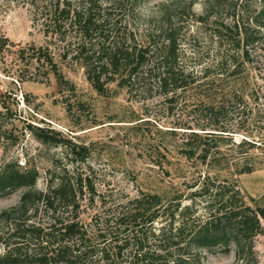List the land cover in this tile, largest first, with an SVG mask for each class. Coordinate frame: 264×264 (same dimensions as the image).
Masks as SVG:
<instances>
[{
	"label": "rangeland",
	"instance_id": "374dc122",
	"mask_svg": "<svg viewBox=\"0 0 264 264\" xmlns=\"http://www.w3.org/2000/svg\"><path fill=\"white\" fill-rule=\"evenodd\" d=\"M56 1L0 0V165L13 160L37 169L36 188L43 191L63 175L90 178L95 194L84 187L77 210L90 233L106 230L105 219L141 192L160 194L164 201L177 195L183 205L191 203L189 185L208 170L235 182L247 204L264 206V0H145L134 9L129 2L122 7L116 0H100L115 3L121 35L131 44L144 43L150 32H158V19L173 12L180 27L178 59L197 81L167 95L154 62L133 86L113 81L105 93L98 92L75 56L79 38L74 29L64 37L52 30ZM69 2L72 8L81 5V0ZM155 39L163 42L162 36ZM40 49L50 55L62 80L50 62L39 58ZM235 68L239 72L233 75ZM221 103V113L210 109ZM29 125L52 128L55 132L48 134L57 138L44 141ZM191 131L211 147L218 145L211 157L219 159V166L210 169L199 158L186 157ZM58 139L85 145L87 156ZM203 148L200 144L198 153ZM247 167L252 171H240ZM24 190L0 195V213L17 206ZM197 203L203 215L205 204ZM36 207L32 221L53 222L43 203ZM0 229H7L2 219ZM255 245L264 264V233ZM201 252L204 264L238 263L235 245L229 252L219 247Z\"/></svg>",
	"mask_w": 264,
	"mask_h": 264
},
{
	"label": "trees",
	"instance_id": "16d2710c",
	"mask_svg": "<svg viewBox=\"0 0 264 264\" xmlns=\"http://www.w3.org/2000/svg\"><path fill=\"white\" fill-rule=\"evenodd\" d=\"M116 1L122 7L129 2L134 9L145 0ZM114 5L81 0L79 7L72 8L69 0H57L49 19L54 33H62L63 37L74 29L79 38L75 56L82 60L88 79L98 92L105 93L106 84L113 81L120 86H133L145 69L151 68V62L161 68L159 86L166 95L197 81L178 59L180 27H176L172 11L158 19V32H150L142 44L136 40L131 44L121 35V19L115 18ZM198 18L203 20L204 15ZM156 36H162L163 42H157ZM41 57L50 62L62 80L57 65L43 49ZM232 72L238 74L239 70ZM224 106L221 103L210 109L221 113ZM29 126L44 141L57 138L48 134L55 132L52 128ZM189 133L184 147L186 157H197L210 169L219 166V159L211 157V148L218 145L211 147L200 141L197 131ZM58 140L71 144L73 152L82 158L87 156L85 145ZM200 144L204 146L202 153H198ZM209 171L189 185L192 191L186 198L191 203L183 205L177 195L164 201L160 194L141 192L105 219L109 225L106 230L98 227L90 233L77 214L84 187L95 194L90 178L63 175L53 179L43 191L36 188L37 169L23 168L13 160L5 162L0 165V195L25 190L17 206L0 213L7 226L6 230L0 229V244L4 247L0 264H204L202 249L219 247L229 252L232 245L236 247L237 264H259L255 238L264 233V206L247 204L235 182L219 179ZM240 171L251 172L252 167ZM197 200L205 204L203 215L198 213ZM37 202L52 212L54 219L48 226L31 220L38 210ZM67 212L72 215L65 216ZM160 220L168 222L157 228L155 223Z\"/></svg>",
	"mask_w": 264,
	"mask_h": 264
}]
</instances>
